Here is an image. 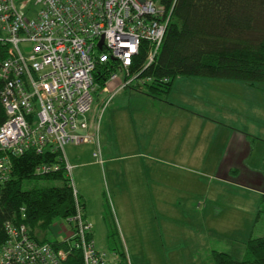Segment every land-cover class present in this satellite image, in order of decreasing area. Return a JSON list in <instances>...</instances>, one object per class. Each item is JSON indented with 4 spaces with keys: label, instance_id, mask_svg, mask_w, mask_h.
<instances>
[{
    "label": "built area",
    "instance_id": "obj_1",
    "mask_svg": "<svg viewBox=\"0 0 264 264\" xmlns=\"http://www.w3.org/2000/svg\"><path fill=\"white\" fill-rule=\"evenodd\" d=\"M170 15L151 0H0V42L9 48L0 59V184L10 179L12 159L28 150L60 152L63 158L65 145L92 139L95 127L87 114L98 89L94 74L106 78L102 90L118 74L123 75L118 90L151 84L143 72L159 54ZM62 158L75 206L65 220L70 235L54 244L39 242L25 224L8 221L0 264L125 261L96 249L71 166ZM59 170L58 163L42 164L35 174Z\"/></svg>",
    "mask_w": 264,
    "mask_h": 264
},
{
    "label": "rangeland",
    "instance_id": "obj_2",
    "mask_svg": "<svg viewBox=\"0 0 264 264\" xmlns=\"http://www.w3.org/2000/svg\"><path fill=\"white\" fill-rule=\"evenodd\" d=\"M29 6L33 12L37 9L32 4ZM118 76L117 80L110 83L120 86L123 82V75L118 74ZM208 79L177 77L172 82L171 90L166 98L172 102H180L183 92H187L185 90L194 93V85L199 81H203L201 82L202 86L198 85V87L201 88L206 96L209 95L210 98H216L218 101V103L215 102V108L220 115L214 121L213 126L218 129H227L222 126L225 124L223 118L225 120L229 118L233 126H236L237 122H241V124L250 122L256 126L261 125L262 115H264V82H258L251 86L237 80ZM183 84H185L184 88L181 87ZM95 90L92 93L93 103L87 118L93 120L98 126L100 154L96 149V156H93V159L96 160L97 166L85 168L90 170L87 171L90 175L85 181L90 199L88 198L87 204L84 203L86 205L84 208L86 218L92 222L96 249L104 251L107 255L114 254L122 257L124 254L123 257H125L126 262L123 261L120 264H152L147 259L155 257L156 261L154 264H171V259L174 255H180L183 258L188 254L191 256L196 255L197 251L199 252L201 241H203L204 245L228 243L231 236L236 234L233 231L221 234L219 231L218 233H212V227L215 225L213 217L226 218L234 216L241 219L245 224L251 218L252 224H254L255 214L252 211L250 217L249 213L251 208H253L254 199L252 198L248 201L247 193L240 192L236 194V198L230 204L221 198L218 200L205 198V192L208 187L215 188L216 185H220L221 187L216 189L223 191L228 189L227 184L234 183H219L218 181L220 180L216 177L215 170L209 164L210 160L208 158L206 164L204 163L202 166L186 167L189 170H193V174L187 171L186 187L180 188L182 197L181 194L174 195L178 191L172 187L165 189L168 194H162L161 197L170 205L168 212H163L159 202L161 199L157 196L154 197V203H152V207H155V209L151 208L150 210L148 201L136 203L138 209L144 208L146 213L145 219L138 218L140 223H149L153 227L155 240L150 247L146 246L142 253L144 247L135 240H130L126 237L122 240L118 223L121 226L120 229L124 231V223L131 224L133 220H137L133 219L131 214L128 215L127 219L123 217L122 211L126 207L124 206L122 210L120 203L122 187L124 186V193H127V190H130V192L136 190V187L132 186L134 178L141 185L136 190L135 199L141 192H144V195L148 194L149 191L157 192L156 187L159 186L161 189L163 184H160L157 179L158 177L166 178L167 171H165L162 164L156 163L144 149L150 141L149 128L146 129L144 127V136L138 135L128 121L121 129L117 124L114 125L111 137L107 136V131H105L104 135L107 137L102 136L104 134L102 131L103 126L100 125L102 119L103 122L105 121L106 115L103 116V112L108 104L102 101L103 95L101 92L98 89ZM125 90L127 92L133 91L131 87ZM128 99L127 97L124 99L123 108H127L129 104H135L133 100ZM200 122L211 123L212 121L200 119ZM216 136L218 134L214 137ZM216 142L217 138H213L212 141L206 145L204 144L201 150L202 156L212 153L211 150L216 148ZM73 148L74 145L72 144H67L63 147L62 153L65 158L73 152ZM139 153H141V157H138ZM176 173L180 174L178 171ZM189 175L192 176L189 177ZM59 185L58 181L32 179L22 182V190H29L34 186ZM191 203L194 204V207H191ZM70 231L67 222L58 218L46 230L40 232L36 230L35 232L38 240H46L53 243L63 241L65 237L70 235ZM133 231L138 233L139 228L138 232L137 229H133ZM205 253L206 249L204 248L200 253L201 264H206ZM176 264H186V262Z\"/></svg>",
    "mask_w": 264,
    "mask_h": 264
},
{
    "label": "crops",
    "instance_id": "obj_3",
    "mask_svg": "<svg viewBox=\"0 0 264 264\" xmlns=\"http://www.w3.org/2000/svg\"><path fill=\"white\" fill-rule=\"evenodd\" d=\"M201 82L203 81H199L194 85V93L185 90L187 92H183L180 102H172L168 98L163 100L151 98L136 89L131 92H127L126 88L118 90L119 85L113 83H107L106 89L99 91L103 95L102 101L107 102L108 100V105L103 112V116L106 115L105 121L103 122L102 119L100 125L103 126L102 131L104 134L102 136L111 137L114 125L117 124L121 129L128 121L138 135L144 136V127L146 129L149 128L150 138L149 136L148 138L150 141L144 149L156 163L162 164L165 171H167L166 178L158 177L157 179L160 184L163 183L161 189L159 186L156 187L157 192L149 191L146 195L141 192L135 199L136 190L141 185L134 178L132 186L134 185L136 190L132 192L127 190V193H124V186L122 187L120 203L122 210L124 206L126 207L122 211L123 217L127 219L128 215L131 214L133 219H137L136 221L133 220L131 224L124 223V231L120 229L121 226L118 223L122 240L124 237L135 240L144 247L142 253L146 246L150 247L155 240L153 227L149 223H140L138 218L145 219L146 213L144 208L138 209L136 203L148 201L150 210L151 208L155 209V207H152V203H154V197L157 196L161 199L159 202L163 212H168L170 205L161 197L162 194H168L165 189L172 187L178 191L174 195L181 194L180 188L186 187L187 171L193 174V170H189L186 167L202 166L204 163L206 164L208 158L210 160L209 164L215 170L216 177L220 180L218 181L219 183H234L227 184L228 189L223 191L216 189L221 187L220 185H216L215 188L208 187L205 192L206 199L218 200L221 198L230 204L236 198V194L240 192L247 193L248 201L252 198L254 199L253 208L249 211L250 217L252 211L255 214L254 224H252L251 218L245 224L241 219L234 216L226 218L213 217L215 225L212 227V233H218L219 231L221 234L233 231L236 234L231 236L228 243L204 245L203 241H201L199 252L197 251L196 255L191 256L188 254L184 256L185 258L180 255H174L172 256L171 264L182 262H186V264H201L200 253L204 248L206 249V264H214L212 259V252L214 251L226 253L232 259L239 261L245 257L246 241L249 238L264 236V115H262L261 125L259 126L250 122L246 124L237 122L236 126H233L229 118L226 120L223 118L225 124L222 126L227 129H218L213 126L214 121L220 115L215 108V102L218 103V101L216 98H210L209 95L206 96L203 93L201 88L198 87V85L202 86ZM181 87L184 88L185 84ZM126 97L129 98L128 100H133L135 104H129L127 108H123V102ZM200 119L212 122L202 123ZM91 122L93 127H95L92 139L83 144L74 145L73 152L67 155L66 158L64 155L63 157L66 163L71 166L70 176L79 201L83 206L84 217L92 225V222L86 218L84 208L86 207L84 203L87 204L88 198L90 199L85 182L90 175L87 171L90 170L85 168L98 165L93 156H96V149L100 154V149L98 126L93 120ZM105 131L108 133L107 136H104ZM216 134L218 136L214 137ZM213 138H217L216 148H213L211 150L212 153L209 155L205 154L202 156L201 150L204 144L206 145ZM136 145L139 146L138 143ZM138 155V157H141V153ZM177 171L180 174H177ZM191 207H194L193 203H191ZM133 229H137L138 233H135ZM92 238L94 241L93 226ZM147 260L154 264L156 257Z\"/></svg>",
    "mask_w": 264,
    "mask_h": 264
},
{
    "label": "trees",
    "instance_id": "obj_4",
    "mask_svg": "<svg viewBox=\"0 0 264 264\" xmlns=\"http://www.w3.org/2000/svg\"><path fill=\"white\" fill-rule=\"evenodd\" d=\"M151 1L162 6L165 12L171 10V15L159 54L143 72L152 83L137 91L163 100L174 79L180 76L237 80L249 85L264 82V0ZM8 49V45L0 42V59L7 56ZM105 81L104 76L94 74L99 91ZM3 121L0 104V126ZM60 155L49 151L37 155L28 150L12 159L10 179L0 184V245L5 239V222L23 223L34 240L47 242L38 240L35 231H44L54 220H66L75 213ZM53 163L60 165L59 171L35 174L39 165ZM32 179L58 181L60 185L22 190V182ZM245 250V258L239 261L214 251L213 263L264 264V236L249 238Z\"/></svg>",
    "mask_w": 264,
    "mask_h": 264
},
{
    "label": "bare ground",
    "instance_id": "obj_5",
    "mask_svg": "<svg viewBox=\"0 0 264 264\" xmlns=\"http://www.w3.org/2000/svg\"><path fill=\"white\" fill-rule=\"evenodd\" d=\"M64 158V157H63ZM66 162V161H65ZM6 223V222H5ZM5 225V224H4Z\"/></svg>",
    "mask_w": 264,
    "mask_h": 264
},
{
    "label": "water",
    "instance_id": "obj_6",
    "mask_svg": "<svg viewBox=\"0 0 264 264\" xmlns=\"http://www.w3.org/2000/svg\"><path fill=\"white\" fill-rule=\"evenodd\" d=\"M101 44V43H100Z\"/></svg>",
    "mask_w": 264,
    "mask_h": 264
}]
</instances>
